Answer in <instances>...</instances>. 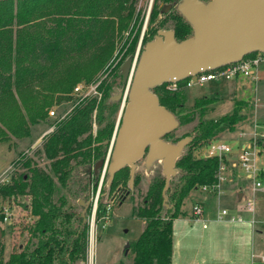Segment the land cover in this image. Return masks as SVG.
<instances>
[{
    "label": "trees",
    "instance_id": "trees-1",
    "mask_svg": "<svg viewBox=\"0 0 264 264\" xmlns=\"http://www.w3.org/2000/svg\"><path fill=\"white\" fill-rule=\"evenodd\" d=\"M178 1L154 0L142 46L153 40L159 29L172 30L177 42L192 35L190 25L176 10L160 14L163 6ZM137 2H0V143L29 137L30 127L46 119L47 109L63 100L62 95L70 93L77 83L91 81L106 66L118 45L124 48L123 58L133 56L141 34V23L138 29L136 27L138 17L131 26L136 17ZM156 23L158 26H154ZM167 23L169 27H166ZM114 75L122 78L121 71ZM183 83L181 81L179 85ZM36 87L40 88L37 92L34 91ZM166 87L167 84H162L153 89L160 105L174 115L179 126L190 123L192 118L184 114L183 104L179 101L180 92H169ZM113 89L112 83L102 84L100 101L93 98L77 105L44 137L40 151L50 161L49 172L26 159L22 162L26 171L11 175L6 184L0 185V199L10 202L18 197L27 198L23 207L33 222L24 229L31 235V240H36L31 250L24 247L13 250L6 261L0 259V264L87 262L88 226L85 217L71 207L65 208V200L58 203L55 198L60 190L82 198L90 181L94 180L97 186L101 171L93 175L91 169L106 158L119 109V103L111 100ZM197 101L196 108L202 111L214 99ZM93 116L98 125L96 133L92 129ZM240 119L241 114L236 112L218 120L201 121L182 136L175 134L179 128L163 136L165 142L172 144L186 137L192 140L176 161L178 173L171 178L165 195V177L160 168L153 167L154 174L143 204L136 207L134 213L143 222V230L136 241L129 243L132 264H172L173 221L180 215L184 200L192 190L218 181V160L195 157V154L227 128L232 131ZM129 177L128 167L115 174L109 186L115 199L122 200ZM261 178L264 179V173ZM139 180L136 170L134 187ZM100 209L101 204L97 215ZM2 254L0 242L1 257Z\"/></svg>",
    "mask_w": 264,
    "mask_h": 264
},
{
    "label": "rangeland",
    "instance_id": "rangeland-1",
    "mask_svg": "<svg viewBox=\"0 0 264 264\" xmlns=\"http://www.w3.org/2000/svg\"><path fill=\"white\" fill-rule=\"evenodd\" d=\"M148 1L138 0L136 17L134 16L131 24V26L134 24L137 17V29L141 23V34L131 57L133 59L136 57L137 50L139 49L140 55L145 46V44L142 46V43L141 45L139 43L142 33L145 34L149 29L153 4L147 17L145 12L149 5ZM154 26H158V24L156 23ZM166 27H169L168 23ZM159 31L164 30L159 29ZM123 54L124 48L122 49L120 44L106 66L89 81L90 83L98 81H102V84L105 82L112 83L114 88L118 90V95L121 94V99L117 101L119 109L116 114L115 127L128 85L123 82V78L120 79L114 75L130 58H123ZM259 78L256 86L249 80H220L181 91L179 101L183 104V112L192 120L186 125L177 127L179 129L176 128L175 134L182 136L191 132L192 128L201 121L218 120L221 117L232 116L237 112L241 114V119L236 122L233 130L229 131L227 128L218 134L213 141H223L231 147L232 152L227 155L230 162L238 160L241 146H250L256 143L259 145L257 151L260 155L256 157L255 165L259 173H264V148H261L264 146V140L259 137L264 134V64L259 67ZM72 92L73 89L70 93L62 95L64 96L63 100L55 102L47 109L46 119L30 127L29 137L24 139L13 138L9 141L11 142L8 145L10 150L0 147V185L6 184L11 175L25 172L22 162L26 159L32 160L33 165L37 164L47 172L50 171V161L40 151L41 145L44 137L58 124V120L66 118L75 108L74 97L71 96ZM201 98L214 99V102L201 111L196 108L197 100ZM55 107L56 116L51 118L49 111ZM92 129L94 133L98 130L95 116H93ZM111 142L112 138L105 157L108 155ZM204 149L201 147L196 152L195 157H201ZM17 162H20L19 165ZM160 165L159 162H156L153 167L162 170ZM153 167L146 170L144 158L139 161L137 164V174L140 177L139 184L134 187L122 204L117 199L112 201L113 195L110 194L107 185L108 175L105 179L103 178L98 201V205L101 204V211L95 218L97 229L92 264H132L129 248L125 254V246L136 241L142 233L143 222L136 218L134 213L136 207L143 204L147 186L154 174ZM246 176L245 171L238 167L237 177H228V182H222L220 192L207 193L198 188L188 194L182 205L180 215L173 221L172 264H264V179L261 178L262 187L253 190V183L256 180L248 181ZM99 182L100 178L97 186H95V181H90V186L82 198L72 196L63 190H60L55 198L58 203L60 200H65V208L71 207L77 214L85 217L88 230L92 218L93 200ZM227 185L230 187L225 188ZM250 200L254 203L253 212H249L246 208V204ZM27 202L25 197L11 199L9 202L11 219L7 223H0V230L2 231L0 242L3 246V254L0 259L4 261L8 259L13 250H18L21 247L31 250L36 242L34 239L31 240V235L24 229L33 222L23 207ZM195 204H202L203 206V223L193 220L192 208ZM107 205L110 206L109 210L106 208ZM222 211H226L228 216L237 218V221L230 222L227 217H222ZM85 264H88V261Z\"/></svg>",
    "mask_w": 264,
    "mask_h": 264
},
{
    "label": "water",
    "instance_id": "water-1",
    "mask_svg": "<svg viewBox=\"0 0 264 264\" xmlns=\"http://www.w3.org/2000/svg\"><path fill=\"white\" fill-rule=\"evenodd\" d=\"M170 7L163 6L161 13ZM176 10L190 25L192 35L177 42L172 30L159 31L145 44L133 72L134 59L125 61L120 71L123 82L129 84L127 102L119 113L109 155L93 167L94 172L105 169L108 187L115 174L128 167L126 196L134 188L137 163L143 158L146 170L156 162L161 164L165 195L171 178L178 173L176 161L192 140L186 137L172 144L162 139L179 122L160 105L153 89L238 62L252 53H264V0H180ZM120 99L121 94L112 101ZM128 248L129 244L125 254Z\"/></svg>",
    "mask_w": 264,
    "mask_h": 264
},
{
    "label": "built area",
    "instance_id": "built-area-1",
    "mask_svg": "<svg viewBox=\"0 0 264 264\" xmlns=\"http://www.w3.org/2000/svg\"><path fill=\"white\" fill-rule=\"evenodd\" d=\"M148 2L149 5L145 12L147 17L149 16V13L151 11L153 0H149ZM147 17H146V22H147ZM138 55H139V49L137 50L136 57L134 58V64L131 70L132 72L135 68ZM245 57L238 62L230 63L216 69L204 70L197 74L191 75L185 80H182L184 82L183 85H179V82L181 81L169 83L167 84L166 89L169 92L179 93L183 90H188L194 86H203L207 82L220 81V80H225V81L249 80L251 83H253L256 86L260 80L259 67L261 64H264V53L257 52L254 53L252 57H248V58ZM101 85H102V81H98L94 83L82 81L76 84L71 94V96L74 97V101H75L74 106L76 107L77 105H80L81 103H83L88 99L95 98L99 101L101 98ZM128 88H129V84L127 85V89L124 94L123 103L120 111L125 105ZM49 116L51 118L56 116V107L49 111ZM64 118L62 120H64ZM62 120H58V123ZM53 129L51 131H53ZM259 137L262 140H264V134L260 135ZM258 148L259 145H257L256 143H253L250 146L243 145L241 146L238 160L236 162H230L227 159V155L232 152L231 147L223 141L210 142L208 146L202 151L201 157L216 158L218 160L219 162L218 181L216 184L205 185L200 187L201 191L207 193L220 192L222 182L223 183L226 181L228 182V177H234V176L237 177L238 167L242 168L247 174L246 180L248 181L256 180L253 183V188H252L253 190L261 188L262 187L261 179H260L261 172L259 173V170H257L255 165V159L257 156L260 155V153L257 151ZM261 148H264V146L263 147L261 146ZM101 172L102 173L100 177V182L97 187L95 198L93 200L94 202L92 206V218L88 230V259H87L88 264H92L93 246L95 243V232L97 229L95 218L97 216V211H98V201H99L101 185L103 182V178L106 174L105 169H103ZM2 200L3 199H0V217H1L0 223H7L10 221L12 216L10 210V203L8 201L5 200L2 201ZM106 208L107 210H109L110 206L107 205ZM246 208L249 212H253L254 209L253 201L251 200L248 201L246 204ZM192 216H193V220L196 222L202 220L203 207L201 204H195L193 206ZM221 216L227 217L230 222L237 221V218L228 216L226 211H222Z\"/></svg>",
    "mask_w": 264,
    "mask_h": 264
},
{
    "label": "flooded vegetation",
    "instance_id": "flooded-vegetation-1",
    "mask_svg": "<svg viewBox=\"0 0 264 264\" xmlns=\"http://www.w3.org/2000/svg\"><path fill=\"white\" fill-rule=\"evenodd\" d=\"M180 1V0H179ZM178 1V2H179ZM201 1H204V0H201ZM153 2H154V0H153ZM153 4V3H152ZM178 3H176V4H174V5H171V4H169V5H166V6H171L165 13H161V11H162V9H163V7L161 8V11H160V14H161V16L162 15H166V14H169V12H171V11H173V10H176V5H177ZM177 11V10H176ZM178 12V11H177ZM179 13V12H178ZM122 81V80H121ZM116 88H114L113 89V95H112V98H111V100H116V99H118V90L115 92L114 90H115ZM91 173L93 174V175H95L96 173H98V172H94V170H93V167H92V169H91ZM106 178V174H105V176H104V179ZM129 196V195H128ZM127 198V196H126V193H124V196H123V198H122V200L121 201H119V203H121L122 204V202H124L125 201V199ZM113 200L112 201H114L115 200V197L113 196V198H112ZM117 199V198H116Z\"/></svg>",
    "mask_w": 264,
    "mask_h": 264
},
{
    "label": "crops",
    "instance_id": "crops-1",
    "mask_svg": "<svg viewBox=\"0 0 264 264\" xmlns=\"http://www.w3.org/2000/svg\"><path fill=\"white\" fill-rule=\"evenodd\" d=\"M244 88H246V85H244ZM39 87H36L35 89H34V91L35 92H37V91H39ZM58 94H55V96H57ZM9 143H11V142H8V143H1L0 144V147L2 148V147H5L7 150H10L9 148H8V145H9ZM1 156V155H0ZM1 162V161H0ZM228 187H230V185H227L225 188H228ZM243 196V195H242ZM240 197H241V195H240ZM202 205V204H201ZM203 207V206H202ZM200 221H202V223L204 222V219H202V220H200ZM199 221V222H200Z\"/></svg>",
    "mask_w": 264,
    "mask_h": 264
}]
</instances>
